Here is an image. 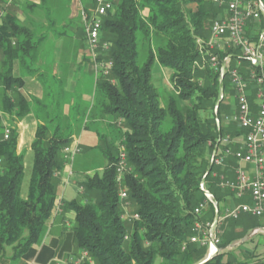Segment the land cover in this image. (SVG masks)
Listing matches in <instances>:
<instances>
[{"label":"trees","instance_id":"trees-1","mask_svg":"<svg viewBox=\"0 0 264 264\" xmlns=\"http://www.w3.org/2000/svg\"><path fill=\"white\" fill-rule=\"evenodd\" d=\"M9 1L15 2L0 0V7ZM88 1L84 0L83 9L90 12L94 4L88 5ZM110 1L113 8L104 15L101 26V40L110 44L109 53L98 57L99 61H112L109 73L98 71L94 88L86 93L92 96L91 102L84 100L79 110L73 102L72 114L63 113L58 98H53V104L51 100L36 101L45 117L31 140L33 160L24 196V156L16 152L15 127L9 125V138L0 139V260L7 248H11L13 259L29 257L35 253L33 245L42 242L61 189L59 181L67 163L64 148L77 134L72 128L79 120L83 130L92 129L97 134L96 147L105 162L100 172L87 174L89 166L97 161L91 149L94 147H87L82 157L77 160L76 153L71 163L73 171L84 173L79 186L84 196L64 201L62 213L72 210L74 219L69 228L63 224L59 237L61 248L72 247V255L86 252L81 264H197L206 256V247L190 241L196 233L194 223L211 222L216 213L218 218L223 216L227 206L248 202L223 184L236 177L238 161L234 152L246 130L230 119L237 112L235 89L228 69L221 76L219 67L229 56L228 68H237L242 77H249L252 69L239 57L240 49L207 45L211 23L224 15V8L213 0ZM47 3L40 0L44 11H48ZM258 26L254 21L246 23L245 32L253 40ZM44 38L31 26L20 23L14 13L0 15L3 111L19 117L30 111L19 91L23 79L11 70L18 60L24 71L37 74L38 68L30 67L38 60ZM212 56L218 61L215 66L211 64ZM155 63L172 70V91L164 103L152 80ZM220 83L224 95L221 99ZM252 86L251 82L247 98L254 111ZM228 91L234 102L224 100ZM106 119L116 128L113 139L99 129ZM214 151L219 164L210 163ZM121 152L128 167L123 172V186L139 215L129 228L121 218L118 196L116 169ZM204 175L203 183L214 196L217 212L200 189ZM202 201L206 202L205 208L195 215L193 209ZM221 238L218 247H226L228 243L223 244ZM44 250L42 246L39 254ZM224 254L219 252L203 264H232L223 259Z\"/></svg>","mask_w":264,"mask_h":264},{"label":"built area","instance_id":"built-area-1","mask_svg":"<svg viewBox=\"0 0 264 264\" xmlns=\"http://www.w3.org/2000/svg\"><path fill=\"white\" fill-rule=\"evenodd\" d=\"M218 6L224 8V15L215 18L210 26V38L207 45L214 49H223L235 47L240 49V58L248 61L252 66L249 71V77H242L237 68H228L229 56H225L219 67V73L222 76L228 69L231 83L235 89L237 99V112L230 117L235 120L242 128L246 130L241 139L238 150L234 156L238 161L236 177L233 181L223 183L235 191L238 198L246 195L249 196V202H240L226 207L223 218H238L241 214H250L256 217L264 216V0H213ZM113 5L110 0H94L92 11L87 12L81 9V16L84 22L85 42L87 50L90 51L91 60L94 63L95 72H102L107 75L112 66V61H99L98 50L107 51L110 44L101 40V26L104 15L108 10H112ZM258 23L256 39L253 40L251 35L245 32L247 21ZM211 64L215 66L218 61L215 56L211 57ZM252 82V89L258 102L256 109L253 111L249 102L248 95L250 90L249 84ZM218 123V121H216ZM10 136V129L6 126L3 129L1 140H7ZM227 140V139H226ZM77 141L73 140L70 145L64 148L66 166L71 168L74 155L79 152ZM210 162L219 163V158L212 153ZM244 164H250L253 168V175H250ZM125 154L120 153L117 165V180L125 169ZM200 189L204 192L207 199L211 200L215 211L217 212L216 201L212 200L210 193L204 185V176H202ZM120 196L126 197V191H122ZM206 202L202 201L193 209L195 215L200 214L205 208ZM135 219L139 215L135 213ZM217 224V222H216ZM216 224L206 222L202 224L194 223L196 233L190 237L191 242L207 248L206 257L214 254L219 248L220 238L215 233ZM86 252H82L80 257L71 256L65 264H81Z\"/></svg>","mask_w":264,"mask_h":264},{"label":"crops","instance_id":"crops-1","mask_svg":"<svg viewBox=\"0 0 264 264\" xmlns=\"http://www.w3.org/2000/svg\"><path fill=\"white\" fill-rule=\"evenodd\" d=\"M59 3V0H57L56 4L54 1L48 0V6L47 10L50 12L56 7H59L57 4ZM29 4H34L33 7H29ZM11 6H17L16 3H12ZM28 8H36L38 10L42 9L40 6V0H29L26 5ZM19 7V6H18ZM12 11V9H10ZM9 9L6 11H3L0 8V15L2 16L4 12H10ZM14 13L16 18L19 19L17 12H11ZM38 51V60L35 62L34 65H31L30 68L34 67H42L40 55L42 51V44L46 43L51 44L52 49H50V55H55V62H53V66L51 67L54 76H60V79L62 78L63 72L61 64H59V60L61 56L64 53V48H62V45L65 43L63 39H57V40H50L49 38L42 39ZM61 46V49L60 47ZM85 49H87L86 42L84 45ZM54 56V55H53ZM83 55H78L77 60L80 61ZM3 59V54L0 50V62ZM91 60V58H89ZM71 66L69 68H66V70H69L67 78L70 80V72H71ZM39 69V68H38ZM50 69V68H49ZM12 74L14 76L22 77L23 84L22 87H20L19 91L24 96V99L28 101L30 111L25 113V115L19 117L14 112L7 113L3 111L0 107V128L6 127L9 125H13L16 129L17 134V147L16 152L23 154V152L27 149L28 151L31 150V140L34 138V133L36 126L43 122V119L45 117L44 111L39 110V106L36 103V101L48 103L47 101L51 100L52 104L53 101L57 99L52 94L53 89L55 88H48L47 86L43 85V80H48V78L45 77L43 72H38L37 74L39 76H44V79H39L37 74H29L27 71L23 70V67L21 63L17 60L13 63L12 67ZM152 76H153V82L159 80L160 88H166V82L168 83L170 74L172 70L169 68H165L162 66H159L158 63H155L153 65L152 69ZM70 82V81H69ZM68 82V83H69ZM70 84V83H69ZM68 84V86H69ZM155 87H157V84H154ZM159 86L157 88H159ZM164 86V87H163ZM1 88V85H0ZM73 88H62L60 90L61 93L63 91L71 92ZM50 91V92H49ZM52 95V96H51ZM48 96V97H46ZM54 98V100H53ZM84 100L89 101L92 100V96L89 94L84 95ZM74 99L71 100V102L67 101L64 105H62L63 113L67 115L71 110V107L73 105ZM81 137L76 136L75 140L78 143H83L88 145L89 147L96 145V134L91 129V131L84 130L82 133H80ZM24 156V154H23ZM33 160V159H32ZM32 165V164H31ZM246 167V170L250 175H253V168L250 164H244ZM70 175H75L77 179L79 177H82V175H79L78 173H75L72 168L65 167L64 171L62 173L61 181L60 182V192L56 197L55 204L53 207L52 214L50 216V219L48 221V229L46 231V234L44 235V238L42 239V242L38 245H33V248L35 250V253L33 255L30 254L29 257H24L21 259H13L12 258V250L11 248H7L6 255L0 260V264H65L67 259L71 256L74 257H80L82 252H78L76 255H72V247H69L68 249H62L61 244L62 240L59 237V233L62 230L63 224L66 228H69L71 224L67 223L66 218L64 217L61 221V213H62V206L64 201H69L75 197L70 196L69 198H66L64 196V187L66 184L70 183L69 179L66 177ZM28 185V184H27ZM26 187H23L22 184V195L24 196L26 193ZM74 191V190H73ZM76 194V191H74ZM245 199L249 202V196L246 195ZM231 202V201H230ZM231 204V203H230ZM222 220V218H221ZM231 220V226H225L223 227L224 230H222L223 234L227 235L228 238V244L226 247L221 248V251L219 252H226V249L230 250L231 256L233 257L232 264H264V216L263 217H256L250 214H241L238 218H230ZM225 221V220H223ZM223 223V222H222ZM227 224V223H226ZM224 224V225H226ZM44 246L47 250L43 253H40L41 247ZM220 248V247H219ZM52 253V255L50 254ZM71 253V254H70ZM227 253V252H226ZM39 254V255H38ZM69 254V255H68ZM206 254H207V248H206ZM37 255L39 256L37 258Z\"/></svg>","mask_w":264,"mask_h":264},{"label":"rangeland","instance_id":"rangeland-1","mask_svg":"<svg viewBox=\"0 0 264 264\" xmlns=\"http://www.w3.org/2000/svg\"><path fill=\"white\" fill-rule=\"evenodd\" d=\"M28 1L29 0H15V3L17 5L15 7L11 6L12 3H11V1H9L8 3L4 4V6H2L0 8L3 11H6L7 9H9V11H10V9H12V11H10V12H17V15L19 16L18 21L20 23L31 26L36 35H44L45 38H49L50 40L51 39L57 40L59 38L64 40L65 43L62 45V48H64V53L59 60V64H61V67L63 69L62 70V72H63L62 78L60 79V76H54L53 72H51V70H52L51 67L53 66V62H55L54 57L56 54H53L54 56L53 55L51 56L49 54L50 49H52V47H53V46H51L50 43L47 45H46V43L42 44L43 49L40 52L41 53L40 59H41L42 67H38L39 68L38 70L43 72L44 75L46 74L45 77L48 78V80H44L42 84L47 86L48 88H52V87L55 88V89H53L52 94H54L53 96L55 98L57 97L60 100L61 104L64 105L65 103H67V101L71 102V100L74 99V102L76 104L75 108H77L79 110V108L81 109V107L83 105L84 95L89 91L90 88H94V81L96 80L97 73H98V72H95L94 63L92 62V60H89V58H91L90 51L85 49V47H84L86 35H85V29H84V22H83L80 11L83 8V6H85L86 3L84 2V0H59V3L57 4L59 7H56L55 9H53L52 11L49 12V11H44V9L38 10L36 8H32V9L28 8L26 6ZM50 1H54L55 4L57 2V0H50ZM90 2H92V4H94V0L88 1L87 4L89 5ZM47 6H48V4H47ZM45 14H48L49 17L46 18ZM219 15L220 14H218V16ZM59 47L61 49V46H59ZM108 50L104 51V50L99 49L98 54L100 56H103V55L107 56L109 53ZM79 54L83 55L80 61L77 60ZM99 55H98V57H100ZM70 66H71V68H70L71 72H70V80H69L67 78L69 70H66V68H69ZM156 79L157 78L154 79L155 83L154 82L153 83L157 84V87H158L160 85V83H159V80L156 81ZM68 84H69V86H68ZM67 87L73 88V90L71 92H67V93H66V91H63V93L60 92V90L62 88H67ZM157 87L155 89L159 93V96H160L159 99L162 103H164L166 101L168 94L171 93V91H172V84L170 82V79L168 80V83L166 82V88L164 86H163L164 88H160V86H159V88H157ZM91 94H92V92H91ZM89 96H90V94H89ZM223 96H224L223 92L219 91V99H221ZM230 96H231V93L228 91V93L226 94V98L224 97V100L226 99V100L234 102V100H232V97H230ZM46 97H48V96H46ZM89 101L91 102V100H89ZM254 102H256V103L258 102L257 98H255ZM70 112H71V114L74 113L73 108H71ZM72 121H75V120L73 119ZM107 121H108V119H106L104 122H102L103 125L101 124L99 129L102 130L101 132L104 133L107 136V138L113 139L114 137H116V128L113 124H110L111 122H109V121L107 122ZM78 123L79 124H77V125L74 124V126L72 128V130L74 132L76 131V133H77L75 136L72 137V140H75L76 136L81 137V135H79V134L82 133V131H84L83 130L84 126H83L82 120H79ZM86 130L91 131L90 129H86ZM96 138H97V134H96ZM115 142H116V145H118V141L115 140ZM97 143H98V141H96V145H97ZM96 145L91 146V147H94L91 149L94 152H96L95 153L96 155H98V157L96 155L94 156V160H97V161H94L92 166H89V167H91L90 168L91 170L87 171V174H93V172L95 170L100 172L104 163H105L104 158L99 157L100 155L98 153H100V150L96 147ZM77 147L79 148V152L76 155L77 160H78V158L82 157L81 154L86 152V149L89 146L86 144H83V143H77ZM23 154H24L23 187H26V185L28 184V181H29V177H30V172H31L30 168H31V164H32V159H33L32 154L33 153H32V151H28L26 149L23 152ZM86 154H88V153H86ZM227 159L228 158H226L225 160H227ZM225 160L222 162H225ZM237 168H238V166H237ZM75 169H79L78 166H75ZM126 169H124L123 172ZM236 169H235V171H236ZM74 172H75V170H74ZM75 173L82 175V177H79V179H77V177H75V175H73L70 178H68L70 176L68 174L66 179L68 178L70 183L65 185L64 191H63L64 196L66 198H69L70 196H74V195L76 198H78L79 196H80V198L84 196L83 195L84 190L79 187L80 184L84 181V173H82L81 170L76 171ZM117 182L119 185V190H118L119 204H120V207L122 210L121 218L124 220V223L129 228V226H131V224H132V221L136 220L133 216L136 213V205H135V203H133L130 200V198L128 197L127 194H126L125 198L120 196V193L122 191L125 190L127 192V189L123 186V184H124L123 173L120 176V181H117ZM73 190L76 191V194L74 193ZM212 200L215 201L213 195H212ZM227 207H229V206H227ZM62 214H63V217L66 218L67 223H69V224L73 223L74 213L72 210L64 211V213H62ZM221 218H222V220H221ZM217 219L219 220V221L217 220L219 223L217 222V224H216L215 233L217 234V236L219 238L222 237L221 240H222L223 244L224 243L226 244V243H228V242H226V241H228V238H227L226 234H225L226 236L223 234L222 230H224L223 227L225 228V226L226 227L231 226V220L228 217L223 218V216H221L220 218H217ZM212 220H214V219H212ZM223 220H225V221H223ZM224 224H226V225H224ZM226 252L224 254L223 259H227V260L229 259V260L234 261L233 257L231 256L230 250H228V248L226 249ZM205 257L206 256H204L203 260L205 259Z\"/></svg>","mask_w":264,"mask_h":264},{"label":"water","instance_id":"water-1","mask_svg":"<svg viewBox=\"0 0 264 264\" xmlns=\"http://www.w3.org/2000/svg\"><path fill=\"white\" fill-rule=\"evenodd\" d=\"M220 91L222 92V84H221V83H220ZM214 152H215V151H214ZM207 170H208V171L210 170V165L208 166ZM217 218H218V214L216 213L215 218H213L215 224H216V222H217V220H218ZM219 251H221V248H218L217 251H216L214 254L208 256L207 258H205L204 260H202L201 262H199V263H197V264H203V263H205L207 260L211 259V258L214 257L216 254H218Z\"/></svg>","mask_w":264,"mask_h":264}]
</instances>
